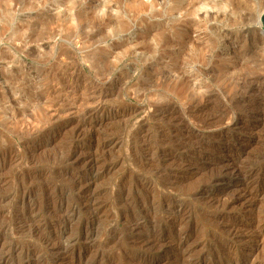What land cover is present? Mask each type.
<instances>
[{
  "label": "rangeland",
  "instance_id": "374dc122",
  "mask_svg": "<svg viewBox=\"0 0 264 264\" xmlns=\"http://www.w3.org/2000/svg\"><path fill=\"white\" fill-rule=\"evenodd\" d=\"M263 14L0 0V264H264Z\"/></svg>",
  "mask_w": 264,
  "mask_h": 264
},
{
  "label": "bare ground",
  "instance_id": "6f19581e",
  "mask_svg": "<svg viewBox=\"0 0 264 264\" xmlns=\"http://www.w3.org/2000/svg\"><path fill=\"white\" fill-rule=\"evenodd\" d=\"M25 112L26 111H18V112H16L15 114V116H19V115H25ZM7 151V152H6ZM4 153H2V157H3V159L5 158L6 159V161H8L7 159H14V158H16L17 157V155H16V153L14 154V152H12V150H6ZM11 153H13V154H11ZM13 157V158H12ZM72 157L70 156V158L69 159H71ZM10 159V160H11ZM68 159V160H69ZM9 160V161H10ZM15 160V159H14ZM2 161V160H1ZM5 162V161H4ZM101 163V162H100ZM93 164V163H92ZM90 165V167H88V169H87V171L88 170H93L94 169V167L95 168H97V165H96V163L95 164H93V165ZM95 171V170H94ZM90 173V172H89ZM237 174V173H236ZM74 181V180H73ZM74 185H75V188L77 187V189H79V191H80V194L79 195H83L82 193H88L89 191H90V189L89 188H86L85 187V185H84V181L83 180H81V179H79V178H76V180L74 181ZM30 194V191H25V192H23V196H25V195H29ZM60 198H62V197H60ZM25 199V198H24ZM64 199V198H63ZM93 201L90 203V204H88V206H87V208H89V209H94V211H95V218H97L98 217V215H99V212H98V210H96L95 208L97 207L96 206V204H95V201H96V198L95 197H93ZM66 200V199H65ZM46 201V200H45ZM37 202V201H36ZM54 202V201H53ZM64 202H65V204H66V201H62V202H60V204H59V206H58V212H60L61 210H64ZM68 202V201H67ZM31 203V202H30ZM75 205V204H74ZM69 206H71V205H69ZM31 207V206H30ZM29 207V208H30ZM28 208V207H27ZM41 209V208H40ZM70 209V207L67 209V210H69ZM49 210V209H48ZM75 211V208H71V210H70V212H69V214L71 213L72 214V212H74ZM57 213V212H56ZM61 213V212H60ZM65 213V212H64ZM67 213V212H66ZM62 214V213H61ZM68 214V215H69ZM63 215H65V214H63ZM70 216V215H69ZM62 217V216H61ZM72 217V216H71ZM24 218V216L23 217H21L20 219H23ZM94 218V219H95ZM93 220V219H92ZM61 221V220H60ZM62 222H63V220H62ZM90 223V221H88V224ZM82 224V223H81ZM137 225H138V222H137ZM86 226H88V225H86ZM92 226V225H91ZM131 228H132V226H131ZM41 230V229H40ZM39 232H41V231H39ZM86 233V232H85ZM62 236V235H61ZM58 237H60V235H57V234H55V233H52V234H49L48 235V237H43L42 238V240L41 241H45V243H51V244H53L52 242L54 241V240H56ZM148 239L147 240H149L148 242L150 243V244H156V243H158L161 239L159 238V236L155 233V232H153L152 233V235L151 236H148L147 237ZM163 241V240H162ZM42 243V242H41ZM43 245V244H42ZM63 248H65V249H67V248H69V246H68V244L67 245H65V244H60ZM2 247V246H1ZM14 249H16L15 247H13ZM4 251V252H2V251ZM0 251L2 252L1 254H3V256H2V260L4 259V260H6L7 258L5 257V255H6V253L8 252V251H6L5 250V247H2V248H0ZM14 251V250H13Z\"/></svg>",
  "mask_w": 264,
  "mask_h": 264
},
{
  "label": "water",
  "instance_id": "95a60500",
  "mask_svg": "<svg viewBox=\"0 0 264 264\" xmlns=\"http://www.w3.org/2000/svg\"><path fill=\"white\" fill-rule=\"evenodd\" d=\"M262 22H263V25H264V14L262 15Z\"/></svg>",
  "mask_w": 264,
  "mask_h": 264
}]
</instances>
